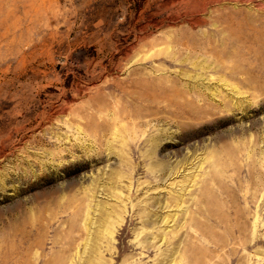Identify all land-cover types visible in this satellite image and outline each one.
Returning <instances> with one entry per match:
<instances>
[{
	"label": "rangeland",
	"instance_id": "374dc122",
	"mask_svg": "<svg viewBox=\"0 0 264 264\" xmlns=\"http://www.w3.org/2000/svg\"><path fill=\"white\" fill-rule=\"evenodd\" d=\"M0 264H264V0H0Z\"/></svg>",
	"mask_w": 264,
	"mask_h": 264
}]
</instances>
